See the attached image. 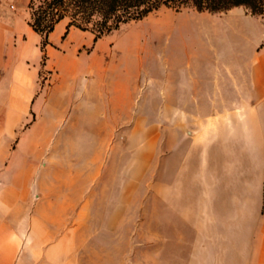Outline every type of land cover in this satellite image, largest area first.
Segmentation results:
<instances>
[{
    "label": "rangeland",
    "instance_id": "obj_1",
    "mask_svg": "<svg viewBox=\"0 0 264 264\" xmlns=\"http://www.w3.org/2000/svg\"><path fill=\"white\" fill-rule=\"evenodd\" d=\"M253 2V8L219 11L163 6L97 40L92 29L68 27L66 16L52 37L62 28L65 34L51 41V32L36 34L31 25V0H0V23L16 28L22 20L34 37L20 38L33 45L38 39L44 50L39 60L28 59L38 89L26 113L15 114L21 100L0 98V173L14 151L31 159L34 215L46 202L37 192L66 199L64 210L51 213L67 221L63 230L76 239L77 264H183L188 252L192 256L194 228L187 212L171 204V176L187 145L185 132L170 122L171 67L217 64L222 77L241 79L242 94H249L253 53L264 47V0ZM49 43L55 54L47 51ZM3 77L5 94L10 84L4 70ZM106 80L124 83L126 90L105 91ZM203 101L207 112L227 114V134L237 119L234 109L253 124V98ZM242 131L236 128L234 145L246 154L253 127ZM224 141L232 144L233 138Z\"/></svg>",
    "mask_w": 264,
    "mask_h": 264
},
{
    "label": "crops",
    "instance_id": "obj_2",
    "mask_svg": "<svg viewBox=\"0 0 264 264\" xmlns=\"http://www.w3.org/2000/svg\"><path fill=\"white\" fill-rule=\"evenodd\" d=\"M53 31L49 34L51 41L60 37L64 28L55 38ZM26 33L34 35L22 20L16 28L0 23V98L21 100L22 107L15 114L26 113L38 89L28 59L37 61L44 51L37 45L38 39L33 45L20 38ZM13 39L18 40L17 44L12 43ZM50 46L47 51L55 54ZM181 67H171L170 122L185 132L187 145L179 168L171 176V204L175 201L177 210L187 212L186 221L195 232L189 249L192 256L188 252L183 264H264V47L253 53L249 94H242L241 79L222 77L217 64ZM3 70L10 84L5 94L1 90ZM119 85L104 82L105 91L125 89L124 83ZM243 95L253 98L249 106L253 109V124L246 112L234 109L231 116L237 119L233 121V133L227 134V114L217 108L207 112L203 100L239 99ZM174 99L185 103L179 105ZM237 127L245 132L253 127V147H249L247 138L246 154L234 145ZM225 138H233L232 144L225 143ZM27 144L41 145L30 140ZM1 147L0 140V164ZM32 165L28 156L14 151L0 173V264H70V259L77 264L76 239H70L63 230L67 221L51 213L64 210L66 199L60 202L52 198L50 190L37 192L46 202L35 208L37 214H32ZM73 226L80 227L81 221L74 220Z\"/></svg>",
    "mask_w": 264,
    "mask_h": 264
},
{
    "label": "trees",
    "instance_id": "obj_3",
    "mask_svg": "<svg viewBox=\"0 0 264 264\" xmlns=\"http://www.w3.org/2000/svg\"><path fill=\"white\" fill-rule=\"evenodd\" d=\"M253 1L256 0H31V25L37 32L50 33L57 22L69 16L68 27L92 29L97 40L121 24L142 19L163 6L219 11L241 4L253 8Z\"/></svg>",
    "mask_w": 264,
    "mask_h": 264
}]
</instances>
